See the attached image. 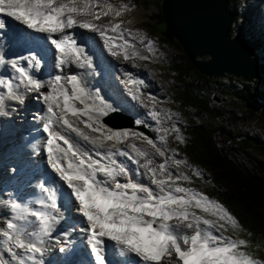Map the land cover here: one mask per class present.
<instances>
[{
  "label": "snow or ice",
  "instance_id": "6c2138e0",
  "mask_svg": "<svg viewBox=\"0 0 264 264\" xmlns=\"http://www.w3.org/2000/svg\"><path fill=\"white\" fill-rule=\"evenodd\" d=\"M94 4L99 7L100 0H0V14L13 18L35 33L44 34L55 49L56 74L46 81L35 79L16 60L11 61V67L19 73L20 84L27 91L46 89L37 99L46 106L43 132L47 134V163L70 190L69 196L85 225L79 230L91 246L93 264H108L106 250L109 243L121 256L138 257L134 264H264V261L242 250L248 246L245 240L224 235L226 224L230 223L233 229L238 228V224L219 202L192 188L179 186L180 180L191 182L187 175H174L166 163L156 165L150 153L135 143L131 144L135 155L116 147L133 134L107 130L101 123L100 118L112 109L103 97L90 90L81 75L72 71L73 65L80 69L92 68L93 61L75 34L68 30L79 28L99 33L114 57L121 55V51L114 50L116 47L122 49L126 61L137 53L129 54L127 41L123 45L114 43L117 39H124V32L119 31L120 23L103 27L94 23L110 12L119 17L121 11L114 10L109 4L108 11L97 12L93 10ZM109 31L117 35L109 36ZM152 47L150 41L149 50ZM4 63L5 58L0 55V64ZM30 64L39 69L43 66L42 58L38 54L31 55ZM20 84L0 79V89L6 90V93H0V106L4 105L6 98L23 103L17 91ZM77 104L82 107H77ZM70 116L76 118L75 121L69 119ZM152 116L156 117L157 113L152 112ZM82 117H87V120ZM76 121L99 135L85 132ZM68 130L90 144L100 158L94 159L87 150L81 151L76 146L78 141L64 134ZM142 139L159 156H165L152 139L147 136ZM117 156L126 157L144 171L133 172ZM183 163L181 160L173 161L175 166ZM196 175L199 176V172ZM144 179H148L150 184L142 182ZM40 188L45 198L38 202L39 208H24L13 201L10 207L15 216L6 223V227H0V237L4 238L7 252L16 258L17 264H43L37 259V255H44L43 238L51 236L63 216L58 203L62 193L58 195L57 189L44 184ZM194 208L215 219L198 215L192 210ZM27 215L38 222V231H29L27 223L30 221L25 224L15 222L26 221ZM60 250L65 251L63 247ZM0 264H9L3 255H0Z\"/></svg>",
  "mask_w": 264,
  "mask_h": 264
},
{
  "label": "rangeland",
  "instance_id": "374dc122",
  "mask_svg": "<svg viewBox=\"0 0 264 264\" xmlns=\"http://www.w3.org/2000/svg\"><path fill=\"white\" fill-rule=\"evenodd\" d=\"M82 2H83V0H82ZM109 4L112 6V8L114 10L121 11V15L119 17H116L114 15V12H110V14L108 16H101V18L99 20H95L94 23L101 25V27H103L105 25L114 26L116 23H120L121 29L119 31H122L125 34L127 33V35H128V40H126V41L128 42L129 47L127 48V51L129 52V54H131L133 51H135L137 53L136 56H133L131 58L132 60L129 59L126 61V60L122 59L123 58V52H122V49L120 47H117V49H114L115 51H121V55H120V59H119L118 56L116 58L114 56H112L108 52L107 47L104 45L103 50L107 54V56L110 57V62L113 66L112 67L113 70H118V68H121V66L123 65L121 63H125V64L130 63L129 65H123V66L127 67L128 68L127 70H129V71H131V70L133 71L134 69L137 71L140 69L143 70L145 72L146 84L149 85L148 83H150L149 81H151L154 84V87H155V85H157V91L155 90V93H154V92H152V90H144V89L142 90V89H140V87H138L136 85L134 88L135 92H136V95H135L134 92L132 91V89L128 86V84L123 83L124 87H122L121 85H119L117 83L116 80H114L112 78L108 81L111 85H115V87H117V89L119 90V98H123L122 94H125V96H124L125 99L123 98V102L125 103L127 112L131 111L132 106H136L137 108H139L138 111L135 113V119L138 120V123H139V124L136 123V125L138 124V126H144L146 129H148L151 132V135H152L151 137L144 134L142 131L137 130V129H124V130L111 129L108 126H106V124L103 123L102 118L104 116L100 118L101 123L105 126V129H107V130L120 131V132H124L126 130L127 132L133 134V136L126 139L124 143L117 144L116 145L117 148H124L125 150L124 149H121V150H124L127 152L131 151L129 153L134 155V153L132 152L131 144L135 143L137 147L145 149L150 153V155L153 158V160L155 161L156 165H158L160 163H166L168 170L171 171L174 175L179 174V173H183L190 178V181H191L190 183L188 181H183V180L178 181L179 186L189 187V188L196 190L197 192H200V193L206 195V193L203 191V188H201L199 186L201 183L200 182L198 183V181L195 179H199V180L202 179V181H203L202 184H206V186H207L211 182L212 173L207 169H204V168L201 169V167L199 168V167L193 166L192 164L188 163V161L186 160V157L183 155V153L181 152V150L179 148V144H180V142H182V138L183 137L186 138V133L184 134V131H185L184 129L191 125V120L198 121V120H203V118L199 119L197 117L196 110L186 111L185 108L180 106L178 104V102L176 101V91L180 87V84H179V80L176 79V76L172 75L170 73V70L172 69L173 61L174 60H175V62L179 61L182 54H185V53L183 52L182 47L179 45V43L173 37H172V39H170L168 36H166L164 34L167 26L165 25L164 21H163V24H160L159 18H158L159 14L161 13L162 0H160V2L158 4H157L156 0H100V6L96 7L94 4L93 10L97 11V12L108 11L107 5H109ZM232 10L233 11L236 10L240 16V20H238L235 24H232L233 27L235 28V29L234 28L233 29L236 30L237 33L240 34L242 37H244L246 39L257 40L259 42L260 48L255 52L254 57L260 63L263 64L264 34L262 35L261 38L258 37V36H260L261 33H258L259 28L256 27L257 25H255V22L257 23L258 19L264 20V0H239L236 8H234ZM4 17H7V16H1V14H0V24L2 27H4V30H2V31L0 30L1 41H2L3 36H6L4 38V40H6V38H10L11 40H12V38H16L15 36H12L9 34H14L15 32H20V31L25 33V36H23L24 42L28 38H33V36L30 37V34L27 32L28 29L23 24H21L18 21H15L11 17H8L9 20L8 19L6 20ZM79 19H85V18L80 17ZM88 19H91V18H88ZM5 22H7V23L10 22V24H12L14 26V28H12L10 30L7 29ZM18 29H20V30H18ZM85 30L86 29H83L82 32H85ZM88 31H90V30H88ZM167 31H168V29H167ZM38 34H41V33H38ZM94 34L98 40L103 42V40L101 39V36L98 33H94ZM10 39H7L8 42H10ZM121 41L124 42L125 40H121ZM141 41H143V42H141ZM150 41L153 44V47L151 50H149V48H148V44ZM14 42H17V41L14 40ZM115 44L119 45V43H117V42H115ZM0 46H2V45H0ZM5 46L6 45H4V48H5ZM105 53L100 54V57H101V55H102V58L105 57V55H106ZM20 56H22V55H20ZM141 57H147V59H142ZM12 59L17 61V59H15V58H8L7 60H5L6 62H9V63H7L8 65L6 66L7 72L5 71L4 75H2L3 79H9L10 77H12L11 79H13L15 74H16V73L14 74L15 70L13 71L12 67L10 66L11 61H13ZM201 59L207 60L209 58L204 57ZM104 60L105 59H103V61L101 60L100 64H102V62H103L105 65L106 64L109 65V62L106 60L104 61ZM73 66H75V65H73ZM100 66H102V65H100ZM9 67H10V69H9ZM93 68H94V70L98 76L99 70L95 67H93ZM101 68H99V69L104 71L105 66H102ZM73 70H74L73 72H78V74H79L80 68H77L75 66ZM55 72H56V70L54 71V73ZM84 72H86V70ZM1 73H0V75H1ZM12 74H13V76H12ZM139 74H140V78L143 76L142 77V79H143L144 74L142 75L141 71ZM89 75H93V74H89ZM131 76L132 75H129L128 80L130 78H132ZM46 77L50 78V77H48V74H46ZM230 77L235 78V76L229 75L225 78H219V79L223 80L225 85L229 86L230 85V83H229ZM148 79H149V81H148ZM219 79H217V80H219ZM235 79L239 80L240 78H235ZM143 80H141V81L145 85ZM259 80H264V78L254 79L252 82H246V81H244V82L253 84ZM259 87L262 88L261 84L259 85ZM89 88L93 93L99 94L100 89H103L105 91V93H107L106 89L101 88L99 81H93L91 83V85L89 86ZM19 89H20V87L18 88V90ZM21 90H22V88H21ZM24 91L26 92V90L23 88L22 94H24ZM41 91H42V89H37L34 91H30V92L27 91L28 95H25L22 97L24 100L23 103H20V104H13L12 103L13 104L12 106L9 105L8 108L3 109V112L6 114L4 116V118L8 119V120L2 121V122L9 121V123H11L10 120H12L13 122H17L16 124H18L19 121L27 122L28 120H31L30 118L27 117V116L30 117V115L25 114L24 111H26V112L30 111V109L28 107H29V104H31V101L32 102H39L40 104L43 103L41 99H37V96L41 94L40 93ZM45 91H46V89H45ZM0 92H1V89H0ZM137 93L142 96L139 98H140L141 102H143L142 103L143 106H146V107H143V108L139 107V105L137 103V99L139 100V98L137 97L138 96ZM18 94H20V92H18ZM26 96H27V99L25 98ZM99 96H101V94H99ZM103 98L105 99L106 103H108L111 107L118 108L119 104H120V106L122 105L121 101L117 100L118 96H116V95L115 96L113 95L111 101H108L104 96H103ZM210 99L212 100L213 106L217 107L218 109L223 110L226 113L232 112L234 114H238L242 118V122L240 123V131H241L242 135L256 136V138H258L259 140L264 141V118L261 117L263 120L262 121L257 117L250 116L251 113L247 110V108L245 106H243L239 101L233 99L230 95L223 96L222 94L216 92L215 90H212V93L210 95ZM113 103H116V104H113ZM18 105H22V107L19 106V108H18ZM249 105L252 106L253 109H255L258 114H260V112L262 110H264V103L262 101L254 100V101H251V103ZM38 106L39 105L36 106V109H38ZM20 107H21V109H24V111L21 110ZM77 107H82V106L81 105L79 106V104H77ZM17 108H18V110H17ZM39 109L40 110H38V112L39 113L41 112V115L47 116V115H45L47 113H46V106L44 104L41 105ZM10 112H14V113H10ZM119 112H121V111H119ZM152 112H156L157 116L153 117ZM1 116H2V114H1ZM227 116L228 115H226V117ZM244 116H247V118L244 119ZM71 119L75 121L76 118L72 117ZM82 119L87 120V117H82ZM37 120H35L33 118L31 121L34 123ZM205 120H208V118L206 116H204V121ZM76 123L79 124L81 129H83L85 132L89 133L90 135H93V136L99 135V133H92L90 129L84 128V125L79 123V121H76ZM120 124H122V122H118V125H120ZM213 124L218 129L219 124L224 125L225 121L220 120L219 123L213 122ZM31 125L34 126V124H31ZM236 129H239V128H236ZM231 131H232V133L235 132V130H231ZM29 132H30V128H21V129H19V136H21V138H22V136H24L23 134H27ZM64 134L67 135L70 139H72L71 138V134H72V137L75 140H77L78 142H81L83 144V146H85L84 147L85 150H93V152H94V153L92 152L93 158L98 159V156H96V154H95V150L93 149V147L90 144L80 140L78 137H76V134L71 133L70 130L66 131ZM136 134H142V136H139ZM143 136H147L149 139H152L154 141V143H156V145L158 147H160L161 150H163L165 152V156L161 157V156H159V154H156V152H154L155 149L153 150V148L150 145H148L146 141H143V139H142ZM161 137H163L164 139L161 140ZM178 137L180 140L178 139ZM46 138H47V136H46ZM28 140L29 141H36V142L39 140H42V142L46 141L44 136H42L40 133L35 137L34 136L29 137ZM237 140H239V139H237ZM26 141H27V139H26ZM217 141L223 147H228L231 144L230 142H226L223 135H221V134L217 135ZM109 143H111V142H109ZM14 147H15L14 143L10 144V146H9V148L12 150H15ZM63 147H66V145H63ZM101 150H103V149H101ZM3 151H5V149H3L1 151L2 155H3ZM34 151H36V150L34 149V150H32V152L30 151L31 154H29V156H28L29 158L32 159L33 156H35ZM151 153H155V154H151ZM14 157H12V159ZM239 157L241 159H238V160L240 162H242L244 165H246L247 168H249V169L256 168L258 160L263 161L262 158L256 156V154L251 153V152H248L245 156H239ZM119 160L124 161L123 162L124 164H128L127 162L132 163V161L128 160L126 157H121V159H119ZM174 160H181L185 163L181 164L180 166H175L173 164ZM1 161H4V160H1ZM1 161H0V168H1ZM143 162H144V160L142 159L141 163H143ZM8 164L10 165V163H8ZM134 166H135L134 169L136 170L137 165L134 164ZM135 170H134V172H135ZM141 170L144 171L143 169H141ZM5 171H6V169L1 171L3 176L8 174L7 171H6V173H4ZM197 172H199V174H200L199 176L196 175ZM10 173H11V171H10ZM138 178H140V177H138ZM145 181L147 182V184H150V181L148 179L147 180L145 179ZM67 197H70V196L68 195ZM63 198H66V197H63ZM217 202H219V201H217ZM73 206H75V205H73ZM192 210L195 211L198 215H204L205 218L215 219V217H210V216H207L206 214L202 213L199 209L194 208ZM0 211H7V210H0ZM71 211H73V214L76 215V218H75L76 222L74 223V225L79 226L80 224L77 221L80 220V215L76 212L75 208H72ZM2 214H4V212H0V215H2ZM6 214L8 217L14 216V215L12 216L11 213H6ZM81 220H82V218H81ZM6 221H7V219L0 220V227H6V225H5ZM236 221H237V224L239 225V221L238 220H236ZM71 225H69L67 228H71ZM64 228H65V226H63L61 229H64ZM226 228H227V231L224 232V235L231 236L235 239L245 240L247 242L248 246H247V248L242 249V250H245L248 253L252 254L254 256V258L259 259L261 261H264V238H262V237H255V238L252 237L251 238L248 234H245L244 232H242L241 229L239 230V227H238V229L237 228L233 229V227L230 223L226 224ZM217 235H219V233H217ZM31 238L35 239V237H31ZM85 241H86V239L84 237V240H81V243H83ZM0 243L5 245L3 237H0ZM87 243H88V241H87ZM109 245H111V244L109 243ZM5 247L3 246V249L5 251H7V245H5ZM20 251L21 250H18L17 252H20ZM115 251H116V249H115ZM21 255H23V254L21 253ZM38 257H40V256L38 255ZM40 258H42V257H40ZM45 258H42V259H45ZM69 258H71V257H69ZM49 263H51V262H49Z\"/></svg>",
  "mask_w": 264,
  "mask_h": 264
},
{
  "label": "trees",
  "instance_id": "16d2710c",
  "mask_svg": "<svg viewBox=\"0 0 264 264\" xmlns=\"http://www.w3.org/2000/svg\"><path fill=\"white\" fill-rule=\"evenodd\" d=\"M156 1L157 4L160 2ZM238 2L239 0H229L230 8H236ZM234 13L233 24L240 20L238 12L234 10ZM158 18L160 24H163L161 13ZM233 28L232 25L230 37L237 33ZM164 34L172 39L167 28ZM254 49L255 52L259 49L256 41ZM170 73L179 80L180 87L176 91L178 104L186 111L196 110L197 117L203 118L191 120L187 138L180 147L190 164L212 173L211 182L207 186L202 184V179L195 180L201 183L199 186L209 199L219 201L239 221V230L251 238H264V141L256 136L242 135V118L238 114L218 109L210 99L212 90L223 96L230 95L247 108L250 116L262 120L260 114L249 104L254 100L264 103V80L251 84L230 77V85L227 86L221 79L214 80L201 75L185 54H182L179 61H173ZM260 84L262 88L259 87ZM203 115L208 120L204 121ZM220 120L225 121V124H219L217 129L213 122L219 123ZM231 130L235 132L232 133ZM218 134L223 135L225 141L231 143L230 146H221L217 141ZM248 152L262 158L263 161H257L256 168L249 169L238 160L241 159L239 156H245Z\"/></svg>",
  "mask_w": 264,
  "mask_h": 264
},
{
  "label": "water",
  "instance_id": "95a60500",
  "mask_svg": "<svg viewBox=\"0 0 264 264\" xmlns=\"http://www.w3.org/2000/svg\"><path fill=\"white\" fill-rule=\"evenodd\" d=\"M161 15L168 32L201 75L213 79L232 75L246 82L264 78V64L254 58L252 41L240 34L229 35L235 16L229 0H162ZM204 57L209 59L202 60ZM260 116L264 118V110ZM117 117L124 118L114 112L104 121L115 129L124 128L113 124ZM127 126L133 128L134 124Z\"/></svg>",
  "mask_w": 264,
  "mask_h": 264
},
{
  "label": "bare ground",
  "instance_id": "6f19581e",
  "mask_svg": "<svg viewBox=\"0 0 264 264\" xmlns=\"http://www.w3.org/2000/svg\"><path fill=\"white\" fill-rule=\"evenodd\" d=\"M1 16H5V15L1 14ZM4 18L6 20L7 19L9 20L8 17H4ZM1 27L2 26L0 24V30L1 31L4 30V28L3 27L1 28ZM12 28H14V26ZM18 30H20V29H18ZM69 31H78V36L77 37L83 36V34L85 33V32H82L83 29H79V28H73V29L68 30V32ZM108 35L109 36H116L115 33H111V31L108 32ZM15 37L16 38H12V40L10 38H6V39H10V42H9L10 44H12V43L15 44L16 42H14V40L17 41L18 38H19L18 36H15ZM30 37H32V34H30ZM40 37L42 38V36H40ZM43 39L44 38H42V40ZM0 40H1V37H0ZM123 40H128L127 33L126 34L124 33V39ZM9 47H11L13 49L14 47H17V46H9V45H7L4 48V45H3L0 48V55L4 56L5 53H6V49H8ZM100 47H101V44L100 43H97V48H99L100 50L99 49H96V52H95L96 54L89 55L92 58L93 65L94 66H98L99 68H101V66H100L99 63H100V60H101L100 54H101V51H102ZM114 49H117V47L114 48ZM19 52L22 53L20 51V49L17 47V50H16L15 54H13L12 56H4V58H6L5 60H7L8 58H11V57L17 59L18 65L19 66H22V67H25L27 69V71L32 74V71H35L37 69L34 68V67H32L31 64L26 65L25 64V60H24L25 57L20 56L21 54ZM97 58H99V60L96 63L95 61H96ZM118 58L120 59V56H118ZM7 63H9V62H6L5 61L4 64H0V73L3 72V70H5L7 72V67H6L8 65ZM121 64H123V65H129L130 63L129 64L121 63ZM74 67L75 66H72V71H74L73 70ZM133 71H136V73L133 75V79H135V81L138 82L137 84L140 87H144V84L141 81L144 78L142 79L143 76L140 78V74L139 73L141 71L142 72V75H143L145 72L143 70H141V69L138 70V71L134 69ZM14 74H15V79L14 80L10 79V80H12L13 83H14V85H16V84H19L18 82H20L19 75H18L19 73H17L16 71H14ZM138 78H140V79H138ZM129 81L132 83V80L129 79ZM154 89L157 91V88L156 87H154ZM22 90H23V88H22ZM44 91H45V89H42V91L40 93L42 94ZM0 93H6V90L5 89H1V92ZM137 97L139 98V97H142V96L140 94H138ZM25 98L27 99V96ZM12 103L13 104H20V102H18L16 100H8L6 98L4 105L3 106H0V109H2L3 107H6L7 108ZM121 103H122V105L120 106V104H119V107L118 108L110 107L112 110H110L109 113L110 112H113V111H122V110H124V104H123L122 101H121ZM137 103H138V105H139L140 108L141 107L142 108L143 107H146V106H143V104H142L143 102H141L140 98H139V100L137 99ZM20 109H21V107H20ZM138 109L139 108H137L136 106H133L132 107V110L134 112L138 111ZM37 114L39 115V114H41V112L40 113L37 112ZM128 114L130 116H133L134 117V114L133 115H131L130 113H128ZM45 117L46 116L42 115L41 119H39V122H40L39 125L40 126H42V124H41V120L42 119H44L43 120V123L45 122ZM1 118L2 117H1V111H0V119ZM71 118L72 117H69V119H71ZM116 122H122V121L119 119L118 121L116 120ZM120 125H121V127H125L124 125H126V127H127V123L126 122H124V123L122 122V124H120ZM78 126H79V124H78ZM121 130H124V128L121 129ZM46 136H47V134H46ZM15 138H16V136H15ZM59 143L63 146V142L62 141H60ZM38 145H40V146L38 147ZM38 145L37 144L36 145L35 144H29L27 146V148H30V149H34V148L37 149L36 150L37 152L34 151V154H35L34 160L35 161H34V163L32 165H29V167H27L28 162L25 161V160L22 163V166H24L26 168V170H27V173H28L27 175H24L25 174V171L24 172H20V170H18L19 168L16 167V165L19 164V160L17 159L19 157H14L13 158L14 161L12 163H10L11 166L8 164L9 165V168L12 169V172L15 174V177H17L18 174H20V176H22V177L20 179H18V180H15V179H13V180L1 179L2 181L0 180V210H10L11 209L10 204L13 201L20 203L22 205V207H24V208H29V209L39 208V203L38 202L40 200H42V199L45 198V194H44V192L40 188V185L41 184H44V185H46L49 188L57 189L58 190V195H60L62 193V195L60 196V199H59L58 203L61 205V210L63 208H66L67 209L68 202H67V200H64L63 197H66V195L68 196L70 190H68L66 188V186L63 185V182L58 179V177L56 176V174L54 172H52L50 166L48 165V163H47V153H46V149H45V141L38 143ZM119 149H124V148H119ZM39 150L41 151V153L39 152ZM0 151H2V150H0ZM100 151L102 152L103 150H100ZM129 152H131V151H129ZM154 152H155V150H154ZM151 154H155V153H151ZM117 158L121 159V156H117ZM98 159H99V157H98ZM1 160H3V159H0V161ZM6 161H9V160L7 159ZM122 162H124V161H122ZM127 163L128 164H126V165L130 169L133 170L134 167H135L134 164L133 163H129V162H127ZM137 169H138V167H137ZM4 173H6V171ZM7 176H9V172L5 176H3L2 175V172H1V177L0 178H2V177L3 178H7ZM11 178H13V175H12ZM136 178L139 179L138 177H136ZM142 182H144L145 184H147V182L145 181V179ZM65 199H68V197H66ZM68 201H70V200L68 199ZM69 204H71V203H69ZM71 205H74L73 202H72ZM66 209H64V211H62L63 216H62V218H60L59 223L56 224V226H55V228H54L51 236H46L43 239H44V241H48V242L51 243V249L54 251L53 252V255H54V253L59 254V257H61L60 260H62V263H63L64 259H70L69 257H71L72 259H74L75 262L82 261L83 260L82 259L83 258L82 257V252H78V255H80L78 258L77 257H72V253H73V250L74 249H77V251L80 250V247H78V246H81L82 245L81 240H84L85 234L82 233L79 229L81 227L85 226V225L83 224V220H81V217H80V220L77 221L80 224L79 226L72 224L71 225V228L65 227L64 229H61L64 226L62 224V221H64L63 218H64V216L66 214ZM13 215L15 216V213ZM67 216L68 217L71 216V213H69ZM28 221L31 222V223H27V227H28L29 231H32L33 229H35L36 231L39 230V224H38V222L35 221V218L34 217H31L30 215H27L26 216V221L25 220H17V223L25 224ZM62 247L65 249V251H61L60 250ZM47 248L48 247L46 245L44 247V249H47ZM108 248H110V252L116 258V260L119 262L120 259H121V256L117 254V251H115V249L112 247V245H108ZM48 256L49 255H43L42 258H45V257H48ZM37 257H38V255H37ZM47 264H57V263H52V262L49 263L48 262ZM65 264H69V262H65Z\"/></svg>",
  "mask_w": 264,
  "mask_h": 264
}]
</instances>
